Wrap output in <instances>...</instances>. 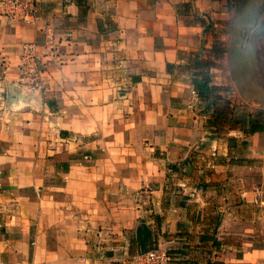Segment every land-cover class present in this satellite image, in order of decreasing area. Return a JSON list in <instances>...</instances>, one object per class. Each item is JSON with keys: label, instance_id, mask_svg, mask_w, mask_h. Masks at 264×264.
<instances>
[{"label": "crops", "instance_id": "1", "mask_svg": "<svg viewBox=\"0 0 264 264\" xmlns=\"http://www.w3.org/2000/svg\"><path fill=\"white\" fill-rule=\"evenodd\" d=\"M230 4L39 0L33 22L0 16V264H137L155 245L173 264H264L246 163L194 83Z\"/></svg>", "mask_w": 264, "mask_h": 264}, {"label": "rangeland", "instance_id": "2", "mask_svg": "<svg viewBox=\"0 0 264 264\" xmlns=\"http://www.w3.org/2000/svg\"><path fill=\"white\" fill-rule=\"evenodd\" d=\"M229 9L230 20L222 29L225 44L208 63L212 68L205 67L208 125L213 135L229 137L237 160L246 163V188L259 199H255L256 211L264 216V129L242 130L264 124V0H232ZM82 152H78L80 160Z\"/></svg>", "mask_w": 264, "mask_h": 264}, {"label": "built area", "instance_id": "3", "mask_svg": "<svg viewBox=\"0 0 264 264\" xmlns=\"http://www.w3.org/2000/svg\"><path fill=\"white\" fill-rule=\"evenodd\" d=\"M38 2L39 0H0V16L20 23L33 22L38 15ZM44 55L42 44L25 43L22 56L23 72L36 78ZM137 262V264H173V256L167 248L155 245L138 253Z\"/></svg>", "mask_w": 264, "mask_h": 264}, {"label": "trees", "instance_id": "4", "mask_svg": "<svg viewBox=\"0 0 264 264\" xmlns=\"http://www.w3.org/2000/svg\"><path fill=\"white\" fill-rule=\"evenodd\" d=\"M208 82H209V78L207 76H204L201 80H195L194 81L196 87L199 89V94L204 98L208 95V92H209V89L207 87V85L209 84ZM263 129H264V124L263 125H254V126L252 125V128L250 130H246V127H242V130L245 133H254V132H257V131H260ZM232 138L234 140H237L236 137H232ZM138 233L139 234L144 233L147 236L148 231H147L146 227L143 228L140 226L138 229ZM150 248H148V247L143 248V250H141V252H144Z\"/></svg>", "mask_w": 264, "mask_h": 264}]
</instances>
